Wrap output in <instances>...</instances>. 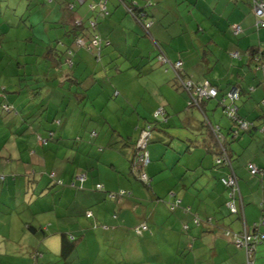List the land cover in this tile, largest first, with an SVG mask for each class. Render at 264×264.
Wrapping results in <instances>:
<instances>
[{
    "label": "crops",
    "instance_id": "crops-1",
    "mask_svg": "<svg viewBox=\"0 0 264 264\" xmlns=\"http://www.w3.org/2000/svg\"><path fill=\"white\" fill-rule=\"evenodd\" d=\"M57 2L61 3L59 0ZM133 2H137L135 3L137 6L144 5L139 0ZM151 2L149 7L144 8L142 19L148 20L149 23V19H152L145 28L125 11L121 0H107L105 16L92 13L97 19L96 30L119 57L132 61V69L140 71L146 63L148 66L150 64L149 69H154L150 60L160 53L173 62L180 60L184 73L193 80L207 78L218 84L220 93L231 86L240 88L238 113L247 120L254 121L255 127L238 139L229 140L230 121L222 118L224 116L221 104L216 99L204 102V107L208 108L210 102L215 101L212 111L220 109L221 106L219 114L215 112L214 115L217 116L214 118L212 115V118L208 119L211 124L219 125L221 132L227 136L232 165L238 177L235 199L238 213L230 214L225 208L228 189L219 182V178L228 173V170L214 165L212 150H215L216 145L213 136L207 130L204 134L199 131L200 136L194 142L190 140L178 157V160L191 157V163L185 160L181 167L165 166L172 172L170 178L178 177V182L174 185L168 183L171 184L168 186L166 182L155 181L160 178L156 174L163 170L160 162L163 161L162 156L163 158L168 156L166 161L170 160L166 150L172 145L174 138L168 132H160L155 128L158 132H152L153 139L150 142H160L166 147L154 145L148 152L152 160L150 159L147 166L142 168L147 176L150 175L147 191L136 183H133V187H128L121 178H115L111 173L108 175L98 173V179H94V174L90 178L86 175L80 188L77 180L80 175L76 178L68 172L69 174L65 176V167L61 176H57L55 172V177H59L64 185L48 186L50 180L48 172H54L52 168L47 169L48 162L52 160V156L57 158L54 155L59 146L66 144L65 147L72 148L76 143L71 144L68 142L69 139L62 140L61 134L55 137L53 130L52 141L59 145H50L47 131L52 129L53 124L45 127L42 119L34 118L37 114L31 112L33 96L25 92L26 88L13 87L15 90L10 91L8 89L10 84L2 83L0 89L6 92V97L5 100L0 98V174L4 176V179L0 178V264H60L62 233L72 234L78 238L75 249L69 256L71 264H245V250L225 237L223 230L227 228L232 232H239L244 226L250 230L254 229V224L258 222L264 208V137L258 129L264 122V75L261 69L254 67L249 55L250 51L258 47L264 48V27H254H257L258 17L253 13L249 0H151ZM183 2L192 4L187 10L197 11L194 17L199 28L207 30L200 25L202 17L203 21L211 23L214 30L218 28L216 33L223 40L221 47L212 37L208 40L206 38L202 54L208 56V62L213 59L214 64L207 67L202 76L193 74V70L189 69L192 58L182 53L188 50L190 41L187 36L182 39L187 44L185 49L174 46V42L179 44L180 34L190 29L189 24L182 23L179 5ZM67 8L72 9L70 4ZM232 23L239 25L242 32L238 35L231 34L229 26ZM171 28L182 31L173 32ZM55 49L57 50V47L48 45L44 57L50 59L56 68L60 65L61 59ZM216 49H220L221 55ZM236 51L241 55L240 59L231 55ZM78 53L79 51L76 54ZM218 65L224 70L219 69ZM20 66L18 62V67ZM154 71L156 70H152L150 75ZM170 71L163 69L164 83L174 85L172 75L169 76ZM71 75L73 82L78 83L73 72ZM160 75L156 74L154 78L149 79L154 82L162 81L163 77ZM117 90L116 87L115 91ZM86 96L88 97L87 94ZM4 102L11 106L7 112L15 111L13 116H5L2 112L1 104ZM166 113L168 114L167 111ZM46 120L50 118L47 116ZM12 130H15L14 133ZM16 134L23 137L17 138ZM118 134L121 135L119 132ZM123 138L129 142L125 149L126 155L131 157L133 150L131 144L137 140L133 141L130 136L121 135L120 139ZM31 139L34 140L33 144L29 142ZM234 141L238 143L232 144ZM24 142L26 146L23 145ZM18 144L22 145L19 150ZM91 152L90 150L88 154ZM156 156H160V161L159 158L155 159ZM76 157L77 155L73 161ZM124 159L129 174L138 177V172H133L126 157ZM113 162L110 165L115 167ZM248 162L263 169L261 177L249 174L245 167ZM85 163L86 167L91 165L89 161ZM97 171L99 172V166ZM152 180L155 181L154 185L151 183ZM97 183H101L104 190H124L127 193L115 199H108L105 191L95 190ZM156 184L163 188L167 186L168 199L162 195V190L155 188ZM54 186L60 188L59 193L54 192L52 189ZM155 198L159 201L154 202ZM177 199L180 206L170 210L167 203ZM183 206H188L189 212L184 211ZM163 207H167L170 212H177V218L187 225L185 229L187 235L173 226L175 220L172 221L173 217L166 210H162ZM88 211L91 212L90 217L85 215ZM17 212L22 213L19 215L21 235L14 237L12 233L15 221L12 215ZM38 212L42 215L34 224L32 219L35 220ZM25 214H28V217ZM198 216L202 220L199 219L200 223L196 225L192 219ZM226 216L229 217V221L225 219ZM80 217H85L90 221L92 228L96 229L86 232L88 225L82 222ZM208 218L210 224L206 222ZM169 221H172L171 227H166ZM27 223L41 230L32 233L27 229ZM141 224H147V229L141 234H136L134 228ZM258 231L263 233V238L256 245L254 258L257 264H264V226H260ZM25 232L31 233L33 237H28ZM162 242L164 245H170L168 253L160 252ZM39 251L42 256L40 255L41 258L38 260L35 255Z\"/></svg>",
    "mask_w": 264,
    "mask_h": 264
},
{
    "label": "rangeland",
    "instance_id": "rangeland-1",
    "mask_svg": "<svg viewBox=\"0 0 264 264\" xmlns=\"http://www.w3.org/2000/svg\"><path fill=\"white\" fill-rule=\"evenodd\" d=\"M57 1L0 0V84H10L8 88L10 91L15 90L13 87L26 88L25 92L33 96L31 112L37 114L34 118L42 119L45 127L53 124L52 129L55 130V137L61 134L63 135L62 140L69 139L68 142L71 144L76 143L72 148L65 147L66 144L59 146L54 155L57 158L52 156V160L47 164V169L52 168L57 176H61L65 167V176L69 172L72 177L76 178L79 175H88L90 178L94 174V179H98V173L102 175L111 173L115 178H121L128 187H133V183H136L147 191L149 187L139 177L129 174L124 157L118 151L110 149L107 144L111 138V129L121 133L124 137L130 136L133 141H136L141 134V128L149 123L174 137L172 145L166 150L170 158L169 162L166 161L168 156L164 158L162 156L163 161H160V156L155 157V159L159 158L162 164L161 168L163 167V170L156 174L160 178L155 181L166 182L168 186L171 185L168 183L174 185L175 182H178V177L170 178L172 172L165 166L171 168V166L178 165L181 167L185 160L188 163L192 162L191 157H184L181 160H178V157L186 149L190 140L194 142L200 136L199 131L202 134L206 133V130L208 131V128L202 125L204 120L202 111L196 106H188L187 95L181 89H177L170 83H164L162 75L165 74L163 73L164 66L157 58L150 60L154 66L152 70H156L150 75L152 73V70L149 69L150 64L148 66L146 63L140 71L132 69V61L119 57L111 46L103 47L100 56L97 57L96 48L93 47L92 51H88L84 46L75 45L73 36L66 31L79 17L89 14L87 8L89 1L98 2V0H87L85 4L76 3L73 9H68L67 4L75 2V0H59L61 2L59 4ZM139 1L144 3V0ZM181 4L179 7L182 23L189 24L190 29L180 34L179 44L174 42V46L185 49L187 44L182 39L187 36L190 46L188 44V50L182 53H186V56L192 58L189 69L193 70V74L202 76V72L214 64L213 59L208 62V56L202 54L206 38L208 40L212 37L221 47L223 40L216 33L218 28L216 27L214 30L211 23L203 21L202 17L200 25L206 27L207 30L198 27V22L194 17L195 14L197 15V11L187 10L188 7H192V4L187 2ZM233 24L229 28H232ZM171 30L173 32L182 31V29L174 28ZM229 32L232 34L231 29ZM85 40L88 43L86 37ZM48 45L57 47V56L60 57L61 63L56 68L50 59L44 57ZM68 49H71L72 53H69ZM216 50L221 55L220 49ZM77 51H79L78 54H76ZM69 60L72 61L71 64ZM170 61L173 62V60ZM18 62L21 64L20 67H18ZM218 68L224 70L222 66ZM72 72L78 79V83L73 82ZM156 74H161L162 81H150L151 77L154 78ZM170 75L172 74L169 73ZM116 87L119 92L115 91ZM5 97L6 92L0 89V98L5 100ZM214 104L215 101H211L210 106L205 107L207 118H212V115L215 118L219 114L221 106L220 109L212 111ZM1 110L5 116H13L15 112L14 110L11 112ZM159 110L164 111L158 114L160 118L169 120L168 125L162 126L156 121L155 114ZM215 112L217 114L214 115ZM47 116L50 120H46ZM14 131L12 130L13 133ZM18 131L20 132V129ZM40 131L42 133V129ZM92 131H95L97 136L90 140L88 135ZM153 131L158 132L156 129ZM16 136L17 138L23 137L21 134H16ZM49 139L50 145H59L51 138ZM29 142L33 144L34 140L31 139ZM237 143L238 141H234L232 144ZM13 145L14 143L11 147ZM23 145L26 146V142ZM154 145L166 147L160 142H150L146 147L148 152ZM21 147L22 145L18 144V150ZM7 148H9L8 145ZM90 150L92 152L88 154ZM75 155L77 157L73 161ZM150 159L152 160L151 156ZM86 161H89L91 165L86 167ZM112 161L116 168L110 165ZM97 166H99V172ZM155 181L152 180L151 183L154 185ZM155 188L162 190V195L168 199L167 186L163 188L160 184H156ZM52 189L55 190V193L60 192V188L56 186ZM157 201L159 199L155 198L154 202ZM201 202L205 204L203 201ZM162 210H166L173 217L172 221L175 220L173 226L187 235L183 228L184 221L177 218V212H170L167 207H163ZM199 213L202 217V213L200 211ZM20 214L22 213L17 212L12 215L15 221L14 233H12L14 237L21 235ZM41 215L42 213L38 212L37 218L32 219L34 224L38 222ZM25 216L28 217V214ZM200 217L199 219L202 220ZM80 219L88 225L86 232L96 229L92 228L90 221L85 217H80ZM225 219L229 221L228 216ZM172 221H169L166 227H171L170 222ZM196 225L193 226L196 227ZM25 233L28 237H33L31 233ZM168 248L170 245L163 244L160 252L168 253Z\"/></svg>",
    "mask_w": 264,
    "mask_h": 264
},
{
    "label": "trees",
    "instance_id": "trees-1",
    "mask_svg": "<svg viewBox=\"0 0 264 264\" xmlns=\"http://www.w3.org/2000/svg\"><path fill=\"white\" fill-rule=\"evenodd\" d=\"M44 2H53V0H51V1H48V0H43ZM105 1V5H106V1L107 0H99L98 2H93V1H89L88 3H87V0H85L84 1V3H82V4H85V3H87V8H88V10H89V14L88 15H85V17H79L80 19H81V25H79V26H77V25H75V24H73V26L70 28V30L68 31V33L70 34V35H72L73 36V39H74V43H75V45H77L78 47L79 46H84V47H86V49L88 50V51H92V49H93V47L94 48H96V50H97V57H99L100 56V54H101V49L103 48V47H105L106 45H109L108 43H107V40L105 39V38H103V37H101L100 36V34L97 32V30H96V25H95V27H92L91 26V24H90V22L92 21V20H97L96 19V17H94L93 15H92V13H97V15H99V7L97 6L98 5V3H102V2H104ZM250 1V4H251V9H252V11H253V7H254V4H255V1L254 0H249ZM256 1H259V0H256ZM261 1H263L264 2V0H261ZM121 4H123V8L125 9V11L128 13V14H130V15H132L133 17H135V19L137 20V21H139V23L140 24H142L143 26L145 25V23L146 22H148V20H144V19H142L143 18V15H144V8H146V7H149L151 4H152V2H151V0H144V5L141 7V6H137L135 3H137V2H133V0H121ZM76 3L77 4H80L77 0H75V2H69L68 4H67V6L70 4V5H72V9L75 7V5H76ZM89 4H92L93 5V9H90L89 8ZM146 5V6H145ZM145 6V7H144ZM128 9H130L129 11L127 10V8ZM253 13H254V11H253ZM106 15V14H105ZM104 15V16H105ZM150 21V23L152 22V20H149ZM233 25H235V24H233ZM232 25V26H233ZM255 28H261L260 26H258L257 25V27L256 26H254ZM231 32H232V34L233 35H238V34H234L233 33V31H232V28H231ZM242 32V31H241ZM79 34H81L82 35V37H83V40L85 41V44L84 45H78L77 43H76V41H75V39H76V36L77 35H79ZM94 35H96L97 36V44H92L91 43V41H92V39H93V36ZM85 37L87 38V40H88V43H86V40H85ZM264 45V44H263ZM254 47H252V49H253ZM56 50V49H55ZM56 52L58 53V51L56 50ZM56 52H55V54H56ZM68 52L69 53H72V50L71 49H68ZM236 53H238V56L237 57H234L233 56V58H236V59H240V57H241V55L239 54V52L238 51H236ZM162 54V53H161ZM232 55V54H231ZM249 55H250V57H251V60L253 61V63H254V67L255 68H257V69H260V68H258L257 66H258V63L259 62H264V48H256L255 50H253V51H250L249 52ZM160 56H162V55H160V53H157L156 54V58L159 60V62L164 66V70L166 71V70H171L170 72H171V74H172V81H173V83H174V85L176 86V88L177 89H181L184 93H186V95H187V98H188V106L189 107H193V106H196V107H198L201 111H202V113H203V115H204V120H203V122H202V125L203 126H206L207 128H208V131H210L209 133L211 134V136H213V138H214V141H215V145H216V148H215V150L213 151L212 150V154H213V163H214V165L216 166V167H221V168H227V170H228V173H226V174H224L223 176H221L220 178H219V182L223 185V186H225V184L222 182V178H227L229 175H231L232 173L236 176V178H237V184H238V177H237V175H236V173L234 172V168H233V165H232V155H231V152H230V150H229V148H228V145H227V136L225 135V134H223L222 132H221V130H220V126L219 125H214V124H211V122L209 121V119L207 118V116H206V113H205V111L207 110V109H205V107H204V102H206V101H208V100H210V99H216V101H218L220 104H221V100L222 99H224V98H226L228 101H229V98L227 97V92H228V90L229 89H227L226 91H224L223 93H220V89H219V87H218V84H216V83H214L213 81H211L210 79H207V78H204L203 80H193L192 78H190V76H188V75H186L185 73H184V71H183V68H179L178 70L177 69H174V68H172L171 67V65H170V63H171V61H170V59L168 58V57H166L165 55H163V57L165 58V59H167L166 61H161L160 59H159V57ZM96 57V58H97ZM57 58V57H56ZM175 62V61H174ZM174 62H172V63H174ZM69 63L71 64L72 63V61H70L69 60ZM261 71H262V73L264 74V71L261 69ZM185 80H190L193 84H195V85H199L200 83H202L203 81H205V80H207V81H209L210 82V84L213 86V87H215L216 89H217V94H216V96L215 97H208V98H203L202 100H198L197 101V104L196 103H194L193 102V100H192V92H189L188 90H186L185 88H184V82H185ZM232 87V86H231ZM236 87H238V86H236ZM239 88V87H238ZM239 90H240V88H239ZM239 98H240V96H239ZM239 100V99H238ZM238 100L235 102L236 103V105H237V111H236V113H235V115H233V117L232 116H230L229 114H227L226 112V108H225V106H224V103H223V105L221 104V106H222V113H223V116L225 117V118H227L229 121H230V127H229V129H228V137H229V140H235V139H238L242 134H244V133H246V132H248V131H250L252 128H254L255 127V122L254 121H251V120H247L246 118H244V117H242L239 113H238ZM3 105H6V106H8L9 107V109H11V106H10V104H8V103H6V104H1V107H3ZM3 110H5L4 108H3ZM162 112H164L163 110H162ZM165 115V114H164ZM165 117V116H164ZM155 118H156V121L157 122H159V124L160 125H162V126H164L165 124L166 125H168V119L167 118H160L159 117V114H157V115H155ZM160 120V121H159ZM240 122H244V123H246V128H242V127H240ZM155 128H157L156 127V125L155 126H152L151 124H149L148 123V125H145L144 127H142L141 128V130H147L148 131V133H149V140H148V142H147V145H148V143L150 142V141H152V139H153V135H152V132H153V130L155 129ZM160 132L162 131L161 130V128H157ZM234 129H236V131H237V133L235 134V133H233V130ZM259 131L262 133V135H263V137H264V122L259 126ZM54 129H51V130H48L47 131V139H49V138H51V139H53V135H54V131H53ZM111 131V134H110V136H111V138H110V140H109V142H108V144H107V146L108 147H111V148H113V149H115V150H117V151H119L124 157H126V159L128 160V162H129V164H130V168H131V170L133 171V172H136V171H139V170H142V168L144 167V166H142V167H140V165L136 162V157H137V155H138V147H137V142H138V140L136 141V142H134V144H131L132 145V154H131V157L130 156H127L126 155V149H125V146L126 145H128L129 144V142H128V140L127 139H125V138H123V140L122 139H120V137H121V135H119L118 134V132L117 131H115L114 129H111L110 130ZM163 132H165V131H163ZM97 136V134H96V132L95 131H92V132H90V134L88 135V137H89V139L90 140H92V139H94L95 137ZM43 139V138H42ZM139 139V138H138ZM160 139V138H159ZM46 140V139H45ZM156 140H158V139H156ZM131 143H133V142H131ZM130 145V146H131ZM147 147V146H146ZM100 149H102V147H100ZM147 150V149H146ZM148 151V150H147ZM217 158H220V163H217L216 162V159ZM249 164H252V165H255L254 163H252V162H248V163H246L245 164V167H246V169H247V171L249 172V174L250 175H252V176H258V177H261L262 176V174H263V169L262 168H260V167H258L257 165H255L256 167H257V169H258V172L257 173H251V171H250V169H249ZM134 166V167H133ZM48 176H49V178H50V180H49V182L47 183V185L49 186V185H51V184H58V185H64V183L62 182V180L59 178V177H55V172H49L48 173ZM80 176H83V178L81 179L80 178ZM78 178H77V180H79V187L81 188V184H82V182L86 179V176L85 175H80ZM148 177V176H147ZM0 178H3L4 179V176H2L1 174H0ZM149 178V177H148ZM150 179V178H149ZM146 186H149L150 185V181H149V184L147 185L146 183H144ZM98 185H100V187H98ZM226 187V186H225ZM227 189H228V191H227V197H226V200H225V203H224V205H225V208L227 209V211L230 213V214H237L236 212H232V211H230V209L226 206V201L229 199V188L228 187H226ZM95 190H97V191H105V193H106V197L108 198V199H115V198H117L118 196H123V195H126V191H124V190H120V191H110V190H104V187H103V185L101 184V183H97L96 185H95ZM236 197H237V195L235 194V199H236ZM167 205H168V207H169V209L170 210H174L176 207H179L180 206V201L177 199V200H175L174 202H168L167 203ZM182 209L184 210V211H186V212H189V207L188 206H183L182 207ZM87 213H90V216H91V212H86V216H87ZM90 216H87V217H90ZM262 217H264V208L261 210V216H260V218H259V220H258V222H256V225H255V229L254 230H258V228L260 227V226H264V225H261V224H259V222H260V219L262 218ZM193 222L195 223V224H199L200 223V220H199V218L198 217H193ZM196 220H198V222H196ZM208 224H210L211 222H210V219L208 218L207 219V221H206ZM143 225H145L146 226V229H147V224H143ZM141 226H142V224L141 225H139V226H137V227H139V228H141ZM136 227V228H137ZM136 228H134V231H135V233L136 234H139L138 232H137V230H136ZM183 228L184 229H186L187 228V225L186 224H184L183 225ZM27 229L30 231V232H32V233H36V232H38L39 230H41V229H39V228H37V227H35V226H33L32 224H30V223H27ZM143 230H145V229H140V234H141V232L143 231ZM242 230V229H241ZM240 230V231H241ZM249 230V229H248ZM227 231H229V232H232L230 229H227V228H225L224 230H223V235L225 236V237H227V238H230L231 239V237H228L227 235H226V232ZM260 234H262L263 235V233H261L260 231H258ZM233 233V232H232ZM77 236H75V235H72V234H65V233H62L61 234V251H60V254H59V257H60V264H71V259L69 258V256H70V254H71V252L75 249V243H76V241H77ZM261 240H262V238H261ZM260 240V241H261ZM259 241V242H260ZM258 243H256V245H257ZM255 248H256V246H255ZM244 249V248H243ZM254 251H255V249L252 251V255H251V257H252V260H253V262H254V264H257L256 263V261H255V258H254ZM38 254H36L35 255V258L36 259H40L41 258V256H42V253L39 251V252H37ZM41 255V256H40ZM245 260H246V258H245ZM245 263V262H244ZM39 264V263H38ZM40 264H42V263H40Z\"/></svg>",
    "mask_w": 264,
    "mask_h": 264
},
{
    "label": "built area",
    "instance_id": "built-area-1",
    "mask_svg": "<svg viewBox=\"0 0 264 264\" xmlns=\"http://www.w3.org/2000/svg\"><path fill=\"white\" fill-rule=\"evenodd\" d=\"M48 1H51V0H48ZM77 1L80 4H82L84 3L85 0H77ZM254 1H255V4L253 7V11L258 17L257 25L260 27H264V2L261 0L259 1L254 0ZM97 6L99 7V14L101 16H104L105 14H107L106 7H105V1L102 3H98ZM89 8L93 9V5L89 4ZM127 10L129 11L130 9L127 8ZM80 21L81 19L78 18L74 24L79 26L81 25ZM90 24L92 27H95L96 21L92 20ZM149 24H150L149 22H146L144 27L147 28ZM232 31L234 34H239L241 33L242 28L239 25L235 24L232 26ZM75 41L78 45L85 44V41L83 40V37L81 34L76 36ZM91 43L97 44L96 35L93 36ZM232 55L234 57H237L238 53L234 52L232 53ZM159 59L163 62L167 60L163 56H160ZM170 65L172 68L178 70L179 68H181V61L176 60L174 63H170ZM257 67L264 71V62H259ZM184 84H185L184 88L188 90L189 92H192V95H191L192 100L196 104L198 100H202L203 98H208V97H215L217 94V89L213 87L210 84V82L207 80L203 81L199 85L193 84L190 80H185ZM239 96H240L239 88L236 86H232L229 88L227 92V97L229 98V101L226 98L221 100L222 101L221 104L223 105L224 103V106L226 108V111H227L226 113L232 117L233 115H235L237 111V105L235 102L239 99ZM3 108L5 110H9V107L6 105H3ZM158 113H162V110H159L155 115H157ZM246 126H247L246 123L240 122V127L246 128ZM233 133L235 134L237 133L236 129L233 130ZM149 136L150 135L147 130H142L140 134V138L138 139V142H137L138 155L136 157V162L140 165V167L145 166L150 161L149 153L146 150ZM216 162L220 163V158H217ZM249 169L251 173L258 172V169L255 165L249 164ZM137 172H138V177L144 183L149 184L150 179L147 177V175L142 170H139ZM80 178L82 179L83 176H80ZM221 180L225 184V186L228 187L230 190L229 199L226 201V206L230 209V211L238 213V210L235 204V194H236V190L238 187L236 176L232 173L227 178H222ZM98 187H100V185H98ZM87 216H90V213H87ZM196 222H198V220H196ZM259 224L264 225V217L260 219ZM255 225L256 223L254 224V229H255ZM140 229H146V226L142 224L141 228L137 227L136 230L138 233H140ZM254 229L248 230L244 226L242 230L239 232H233V233L229 231L226 232V235L228 237H231L232 242L236 246L244 248L245 255H246L245 264H254L252 257H251L252 251L255 249L256 243H258L261 240V238H263V235L260 234L258 230H254Z\"/></svg>",
    "mask_w": 264,
    "mask_h": 264
}]
</instances>
